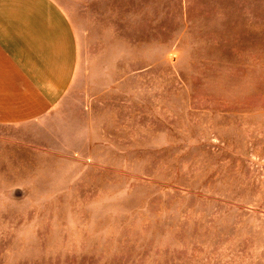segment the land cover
<instances>
[{"label":"rangeland","instance_id":"rangeland-1","mask_svg":"<svg viewBox=\"0 0 264 264\" xmlns=\"http://www.w3.org/2000/svg\"><path fill=\"white\" fill-rule=\"evenodd\" d=\"M56 1L77 75L0 128V264H264V0Z\"/></svg>","mask_w":264,"mask_h":264},{"label":"crops","instance_id":"crops-1","mask_svg":"<svg viewBox=\"0 0 264 264\" xmlns=\"http://www.w3.org/2000/svg\"><path fill=\"white\" fill-rule=\"evenodd\" d=\"M77 70V36L56 0H0V128L45 120Z\"/></svg>","mask_w":264,"mask_h":264}]
</instances>
